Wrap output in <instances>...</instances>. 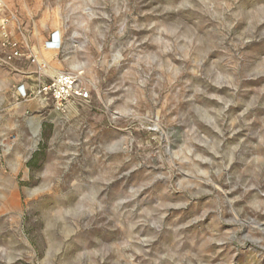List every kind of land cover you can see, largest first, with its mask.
<instances>
[{
  "label": "rangeland",
  "instance_id": "1",
  "mask_svg": "<svg viewBox=\"0 0 264 264\" xmlns=\"http://www.w3.org/2000/svg\"><path fill=\"white\" fill-rule=\"evenodd\" d=\"M2 1L0 264H264V0Z\"/></svg>",
  "mask_w": 264,
  "mask_h": 264
},
{
  "label": "built area",
  "instance_id": "2",
  "mask_svg": "<svg viewBox=\"0 0 264 264\" xmlns=\"http://www.w3.org/2000/svg\"><path fill=\"white\" fill-rule=\"evenodd\" d=\"M45 44L47 48H58L60 46L59 35L54 33L52 38ZM12 47V54L8 58L24 55L17 43H13ZM28 58H30L32 62L35 61L34 56L29 55ZM37 68L41 71L44 68V65L38 64ZM37 87V93L43 94L51 99L54 102L55 107L59 110H64L65 107L71 103H87L90 99V89L83 84L80 80V76L68 71H59L56 75L50 78L48 83L40 84ZM16 90L18 96H27V88L23 87L22 84L17 86Z\"/></svg>",
  "mask_w": 264,
  "mask_h": 264
},
{
  "label": "crops",
  "instance_id": "3",
  "mask_svg": "<svg viewBox=\"0 0 264 264\" xmlns=\"http://www.w3.org/2000/svg\"><path fill=\"white\" fill-rule=\"evenodd\" d=\"M0 3L6 6L5 1L3 2L2 0H0ZM9 14H12V10L10 11L0 10L1 20H4L3 18H5L6 20V24H4V27L1 26L3 23H0V66L5 67L7 70V73L12 75L10 77L13 78L14 92L18 94V92L16 91L17 86L22 84L23 87L25 88L28 87L27 82L23 81V78L33 73V66L32 64L29 63L28 56L29 54L33 55L34 51L32 49V44H31L30 37H29V30L26 29L28 28V26L25 25L24 22L17 20L16 27L17 28L19 27L24 32H26V36H27L25 38L22 34L23 40L22 42H20L18 40L19 38H17L13 33L15 27L11 26V23H10L11 21L9 20V17H8ZM13 43L18 44V47L23 51L24 55L16 56V57L12 56L11 58H8L12 54V50H13L12 44ZM44 49L45 51L47 50L46 48ZM14 76H19L20 79L16 81Z\"/></svg>",
  "mask_w": 264,
  "mask_h": 264
}]
</instances>
